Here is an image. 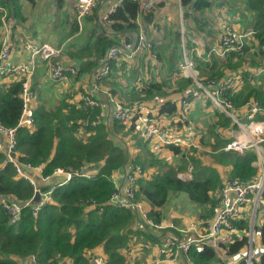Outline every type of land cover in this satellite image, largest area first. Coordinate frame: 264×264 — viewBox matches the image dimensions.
Segmentation results:
<instances>
[{"label":"trees","instance_id":"16d2710c","mask_svg":"<svg viewBox=\"0 0 264 264\" xmlns=\"http://www.w3.org/2000/svg\"><path fill=\"white\" fill-rule=\"evenodd\" d=\"M16 1L0 0V7L14 15L19 8ZM179 1L186 14L201 12L212 5L222 6V3L217 4L212 0ZM239 2L243 4L247 16L249 14L252 17L251 37L259 56L264 58V0ZM153 14V10L142 12L137 3L123 0L108 16L111 22L110 34L97 35L78 56L84 60L77 75L84 70L92 68L93 71L98 68L99 61L105 58L107 51L117 43L120 44L114 39L122 38L124 42L134 40L139 32L137 17L141 16V21L147 25L154 22ZM247 51L248 47L242 46L239 51H229L228 56L246 54ZM91 55L95 60L90 61ZM117 62L121 60L108 61L107 73H97L94 84L113 86V74L118 70ZM227 66L232 69L238 67L230 64ZM165 70L168 75H177L179 57L176 48L166 57ZM222 76L223 72L217 71L205 76L202 82H219ZM254 76L246 71L240 89H226L224 96L236 111L249 100H258L264 108V90L253 89L250 82ZM5 79L0 77V123L14 127L21 114L23 78L15 81ZM189 90H195L194 83L180 77L175 79L171 88L163 83H149L138 92L139 101L136 103L143 104L153 98L163 99L156 113L153 116L145 115L146 119L157 124L166 119L170 124L186 125L190 123L187 119L189 114L181 111L178 102ZM109 91L114 94L112 89ZM202 96L205 106L211 109L215 118L213 124L208 126V131L199 139L200 145H207L209 151L195 147L185 150L179 146H168L166 151L171 155L170 160L154 156L149 151V143L138 134L135 119L127 125L116 121L104 122L100 117L97 118L99 109H90L83 101L70 103L68 98H61L46 108L34 96L33 124L29 128L17 130L15 155L21 163L41 165L42 176L50 177L49 182L52 181V184L60 180L58 176H53L56 169L73 172V175L53 190L51 202L35 216L26 207L20 211L18 220L11 223L2 203L10 200L26 202L34 192L27 181L16 179L14 168L6 155L0 152V264H30L33 260L38 264H54L62 259H69L73 264H89L86 253L98 247L102 248L108 264H126L120 251L130 241V235L140 236L144 242L158 241L160 237L153 229L133 232L131 229L136 210L111 200L113 194L119 197L123 193L126 175L135 166L141 169L142 175L136 178L132 202L142 203L151 221L159 223L169 217L167 207L170 204L185 209V200L192 206L202 208V212L198 213L199 219L206 221L211 218L217 203V192L223 186L219 169L227 170L226 180L248 181L257 174V167L253 165L256 153L252 148L242 154L223 150L224 145L231 140L229 132L236 130L237 126L231 118L214 107L207 96ZM93 120L97 121L96 126L89 124ZM80 133L82 137L78 136ZM127 140L133 141L132 146L136 149L134 157L130 146H127ZM188 167L191 169V178L180 179L177 173L186 171ZM115 174H124V177L115 183L110 178ZM46 186L42 185V188L47 189ZM260 200L264 203V191ZM233 225L235 231L230 234L228 242L220 244V253L205 242L194 243L185 254H181L184 261L187 264H247L245 251L248 246V222L238 220ZM254 228L258 232L260 246L264 248V222ZM177 236L179 234L174 232L172 238L177 239ZM232 259L236 262L233 263ZM249 264H264V252L253 254Z\"/></svg>","mask_w":264,"mask_h":264},{"label":"crops","instance_id":"0c3cea01","mask_svg":"<svg viewBox=\"0 0 264 264\" xmlns=\"http://www.w3.org/2000/svg\"><path fill=\"white\" fill-rule=\"evenodd\" d=\"M118 1L120 0H103L92 11L90 16L81 20L87 26L85 38L83 37L84 40L81 37V33L77 35V23L75 22V19H73V9L76 0L16 1V4L19 5V8L17 7L18 12L16 13L15 10L14 15L13 12H9V19L13 24V28L8 34V41L11 49L10 62L13 64H32L33 74L30 82V90L33 92L36 100L41 101L46 108L52 106L61 98H68L70 103H78L82 101L84 95L89 94L100 103L102 111L100 120L111 122L113 121L112 111L114 104L110 100V97L115 98L120 103L131 105L139 101L138 92L147 84L163 83L171 88L174 85L175 79L178 77L183 78L179 75L180 69L178 70L177 75H168L169 73L165 70L166 57L170 55L173 48H176L177 57H179V68L182 61V55L186 51L187 55L200 70L202 78L212 75L217 71L223 72L220 81L237 74L244 76V72L246 71L251 72L252 76H254L253 73L257 68L264 67V58L259 56V51L255 47V41L251 37L252 26L250 22L252 17L249 14L247 16L243 4L239 2L240 0H212L214 2L216 1L217 4L222 3V6L212 5L210 8L198 13H187L189 14L188 16L185 11L182 10L179 0H144L151 2V10H153L155 20L152 24L146 25L141 21V16H138L136 22L138 24V30L142 31L145 37L154 43L156 59H150V56L146 52H137L132 55L129 54L127 50L123 49L125 44L134 42L136 38L134 40L130 39L127 42H124L122 38H118L119 40L114 39L120 44L117 43L110 49H117L120 51V56L117 60H121V62H117L118 70L113 74V86L94 84L96 76L98 77L97 73H101L103 68L107 65V53L110 49L107 51L105 58L99 61L98 68L93 71L92 68H90L84 70L79 75L76 74L75 77H69L65 82H54L50 80L47 75L45 62H43L38 56H31V54L23 47L26 41H30L37 45L48 44L56 50L60 49L61 53L57 59L61 61L64 66L75 65L78 70L82 60H84L78 58V56H80L86 50L87 46L92 43L93 38L97 35L107 36L110 34L109 25L111 22H105L103 16L111 10ZM59 14L63 15L65 18L64 25L58 24ZM178 27L179 29H177ZM226 27H230L231 30L242 34L248 33V35L242 40V45L233 50L239 51L242 46H246L248 47L246 54H238V56L229 57V52H227V54L221 53L219 38L221 32ZM5 31L6 29L0 25V43L6 35ZM183 34L185 36H183ZM183 37L185 42L183 41ZM166 41L167 43L164 45V42ZM162 44L163 46L168 47L167 50L161 54L160 46ZM164 54H166L165 58H161ZM89 59H91L90 61L95 60V58L92 59V55ZM228 64L232 66L238 65V67L232 69L227 66ZM5 80L15 81L17 79L7 78ZM250 82L253 89L264 90V75H255ZM241 87L242 86L237 87L236 90ZM109 89H112L114 94H112ZM199 93L201 92L198 91L196 87L195 90L191 91L193 96L191 108L201 106L204 111H210L211 118H208L207 125L209 126L213 124L215 118L211 109L204 104L203 93L201 96H198ZM250 99H252V97ZM162 100L163 99L153 98L152 100L150 99L144 102L142 104L145 106L144 115L150 114L153 116ZM240 118L243 120V114L240 115ZM245 120V122H247V117ZM160 124L170 125V122L164 119ZM205 131H201V135H204ZM235 132L237 131L231 130L229 133L235 134ZM229 137L233 139V135H230ZM126 139L127 138H125V140ZM198 142L196 141L194 147L197 146ZM262 146L264 147L263 143ZM166 148L167 147L163 148L160 155L161 158L170 160L171 155L166 151ZM5 149V140L0 135V152L5 154ZM190 170V167H188L186 171L177 173V176L182 180H189L191 178ZM219 171L221 178L222 175H227V170L224 171L219 169ZM28 173L36 178L34 172L28 171ZM183 174H186V176L181 177ZM119 175L115 174L117 180L119 179ZM57 178L60 179L59 181L62 180V176H58ZM36 180L39 186L52 184V181L42 184L39 183L38 178H36ZM118 200L126 202L124 193L120 194ZM184 204L185 209L174 204H170L167 207V210H169V217L162 219V222L172 225V227L157 231V234L160 237L159 240L172 238L174 232L179 234L177 240L196 239L207 233L211 218L206 221L199 219L198 213L202 212V208L196 205L192 206L191 204H188L186 200ZM242 216L248 221V206L244 207ZM263 222L264 203L262 210L259 211L257 215L255 212L252 219V230L249 228L250 230L248 229L249 231L247 233L248 239L250 235L253 237V245H251L252 255L264 252V248L260 246L258 232L254 228V226H260ZM248 225H250L249 221ZM147 227L148 226L144 220L137 214L132 229L134 231H147L151 229ZM233 231H235V229L232 231H226L219 239L215 240V244H212L211 242L209 243L215 245V249L220 253V244L228 242L230 234H232ZM165 232L166 234L163 235ZM142 242L144 241L141 239L139 242L138 240H135V248H130V250L133 249V256L131 258L127 257V251L122 252L126 264H147L152 258V255H156L155 253L149 254L147 251L141 250L140 245ZM254 242L257 243L256 246H254ZM101 250L102 249L98 247L91 252L92 254L101 253ZM131 252H129V254ZM232 262L235 263L236 261L233 260ZM162 264H187V262L184 261V258L181 255H179L176 260L171 262L166 261Z\"/></svg>","mask_w":264,"mask_h":264},{"label":"built area","instance_id":"2783aa9c","mask_svg":"<svg viewBox=\"0 0 264 264\" xmlns=\"http://www.w3.org/2000/svg\"><path fill=\"white\" fill-rule=\"evenodd\" d=\"M103 0H78L75 2L73 9V17L76 22H81L82 19L91 15L92 11ZM123 0L118 1L104 16L103 20L109 23L108 16L121 4ZM138 4L139 8L143 12H148L152 9L150 1L144 0H130ZM0 25L6 29L5 37L0 43V77L9 79H22L21 84V98L22 107L21 114L17 121L16 126L6 127L0 123V135L5 140L6 149L5 155L9 163L15 171L16 179L27 181L32 187L33 192L39 194V200L36 203L32 202L33 196L26 202H18L16 200H10L2 203L3 209L9 214L10 222L15 223L18 220L20 211L23 208H30L32 215H36L37 212L45 205L51 202V195L56 187L62 186L73 175V172H64L61 169H57L53 176L62 175V180L53 184H48L47 189H43L39 186V183L46 184L50 177L42 176L41 168L39 165L32 166L28 163H21L15 155L16 146V132L18 129L29 128L33 124V111L32 102L34 100V94L30 90V82L33 74L32 64L19 63L13 64L10 62V43L8 41V34L13 28V24L9 19L8 10L0 7ZM248 35L231 30L230 27L224 28L220 34L219 46L221 53L229 52L237 49L242 45V40ZM24 49L28 51L31 56H38L46 64L47 75L50 80L54 82H65L69 77H75L77 74V68L75 65L64 66L57 58L61 53V50L54 49L48 44L37 45L34 42L26 41L24 43ZM123 49L127 50L129 54H135L137 52H146L150 56V59H156V50L154 43L147 39L142 31H139L136 40L124 45ZM120 56V51L117 49H110L107 53L108 61H116ZM180 76L184 79L191 80L198 91L202 92L209 98L212 104L222 111L226 116L231 118L233 124L240 129V134L236 132L228 143L223 147L224 151H234L242 154L246 149L252 148L256 153V161L253 163L257 167V174L254 178L248 181H241L238 179L226 180L223 186L217 193V204L214 208V217L212 222L207 228V233L196 239L177 240L174 238H165L164 240L153 242H142L141 250L150 253H155L147 264H162L166 261H174L176 258L185 254L187 249L194 243L205 242L210 244L215 243V240L219 239L227 230H229L230 219H232L238 213L239 209L243 205L248 206V221L249 228L252 230V219L257 210L258 203L261 199V194L264 191V108L261 106L258 100H249L238 111H236L230 100L224 96L227 88L239 87L244 81V76L237 74L232 77H228L223 81L215 82L214 80H208L206 83L202 82L200 70L196 67L192 59L187 55L185 51L182 55V61L180 64ZM108 71L107 65L103 68L101 75H105ZM261 76L264 74V68H257L253 75ZM192 96L191 91H187L185 96L179 98V107L184 114H188L191 109V101L189 98ZM224 96V97H223ZM114 107L112 111V120L120 124L127 125L133 119L138 125L137 130L141 138L149 143L151 150L160 152L167 145L174 144L181 148L194 147L196 145L197 133L194 127L189 123L186 125L177 126L174 124L162 125L154 121L146 119L144 112L145 106L138 103L131 105L118 102L115 98L110 97ZM82 101L85 106L90 109H99L97 118L102 116L100 103L92 98L89 94L82 97ZM248 118V125L240 123V115ZM262 116L261 119L257 117ZM88 124V123H86ZM91 126H96L97 121L93 120L89 123ZM237 131V129H236ZM263 147H261V146ZM28 171L34 172L36 178L30 175ZM140 173L139 167H136L133 175H126V184L122 187L126 202L118 200L117 194H113L111 200L114 203H118L120 206H130L137 211V214L144 220V222L153 230L161 231L164 228L172 227V225L166 224L162 221L155 223L151 221L147 216V210L142 203H134L132 199L134 197L136 175ZM86 175V174H85ZM110 178L113 182H117V178L111 175ZM33 193V195H34ZM249 229V230H250ZM248 242H253L251 235ZM211 245V244H210ZM217 245V243H216ZM216 247V246H215ZM92 251V250H91ZM89 251L86 253V258L89 264H108L106 256L101 253L92 254ZM91 252V253H90ZM132 257V252L128 254ZM252 253L249 252L247 256V263H250ZM30 264H38L36 261H32ZM40 264V263H39ZM54 264H73L69 259L58 260Z\"/></svg>","mask_w":264,"mask_h":264},{"label":"rangeland","instance_id":"374dc122","mask_svg":"<svg viewBox=\"0 0 264 264\" xmlns=\"http://www.w3.org/2000/svg\"><path fill=\"white\" fill-rule=\"evenodd\" d=\"M74 19V18H73ZM76 22V21H75ZM64 23H65V18H64V16L63 15H60L59 14V16H58V24H60V25H64ZM77 23V28H76V32H77V35L79 34V33H81V37H82V39L84 40V38H85V32H86V28H87V26L85 25V23L83 22V21H81V22H76ZM182 25V24H181ZM177 29H179V27L177 28ZM181 32V31H180ZM183 36H185L184 34H183ZM84 37V38H83ZM183 41L185 42V39H184V37H183ZM167 43V41L166 42H164V45ZM167 47L168 46H163V44L160 46V53L162 54L165 50H167ZM161 58H162V56H161ZM201 94H202V92L201 93H199L198 94V96H201ZM192 103V102H191ZM194 106V105H193ZM192 109V110H191ZM190 109V111H189V116L187 117V119L190 121V123H192L191 125L195 128V130H196V133H197V142L199 141V139L203 136V135H201V131L202 132H204L205 130H206V132L208 131V118H211L210 117V115H211V112L209 111V112H207L206 110L204 111L203 110V108H201V106H198V107H194V108H191ZM245 116H244V118H243V120L242 119H240V123L241 124H243L246 120H245ZM205 127H207V128H205ZM234 132V131H233ZM237 132L240 134V129H239V127H237ZM236 133V132H235ZM230 135H234V134H230L229 133V136ZM79 137H82L83 135L80 133V135H78ZM207 140V139H206ZM127 146L129 145L130 146V148H131V153H132V157H134V153L136 152V149L132 146V143H133V141H128L127 140ZM264 144V143H263ZM261 146V145H260ZM262 147V146H261ZM191 148H192V146L191 147H184L183 149H185V150H191ZM195 148H201L200 150H205V151H209V147L207 146V145H202L201 144V147H200V145H199V142L197 143V146L195 147ZM263 148V147H262ZM149 151L151 152V153H153V155H155V156H158V157H161V155H160V153L162 152V151H160V152H156V151H154V150H151L150 149V147H149ZM179 176H180V174H179ZM183 176H186V174H183V175H181V177H183ZM226 181V176L225 175H222V182L224 183ZM262 206H263V202L260 200L259 201V203H258V206H257V210H256V215L259 213V211H261L262 210ZM146 208V207H145ZM147 210V209H146ZM136 214H137V211H136ZM184 216H185V214H184ZM256 217V216H255ZM162 221V220H161ZM148 226V225H147ZM149 227V226H148ZM150 228V227H149ZM133 232H134V230L133 229H131ZM154 231H156V230H154ZM253 232V231H252ZM248 235V234H247ZM253 238V237H252ZM135 240H138V242H139V240H140V236H136V235H130V241H127L126 242V244H125V247L120 251V252H123V251H127V254H129V252H131L132 251V254H133V249H131L130 250V248H135ZM137 242V241H136ZM133 244V245H132ZM213 244H215V243H213ZM252 245H253V242H252ZM257 245V243L256 242H254V246H256ZM210 246H212V247H214L215 248V245H210ZM102 249V248H101ZM101 252H102V250H101ZM221 252V251H220ZM103 253V252H102ZM104 254V253H103ZM245 254L247 255V253H246V251H245ZM123 255V254H122ZM127 257L128 258H131V257H129V255H127ZM133 260V259H132ZM131 260V261H132ZM247 260L248 259H246V262H247ZM248 264V263H247Z\"/></svg>","mask_w":264,"mask_h":264},{"label":"bare ground","instance_id":"6f19581e","mask_svg":"<svg viewBox=\"0 0 264 264\" xmlns=\"http://www.w3.org/2000/svg\"><path fill=\"white\" fill-rule=\"evenodd\" d=\"M76 1H78V0H76ZM245 124H247L248 125V118H247V122H245ZM168 146H176V145H174V144H170V145H167V146H165V147H168ZM40 166V168H42V166L41 165H39ZM136 167H138V166H135V167H133L131 170H130V172H128V174L129 175H133V173H134V170L136 169ZM140 169V168H139ZM57 170V169H56ZM55 170V171H56ZM142 175V172H141V169H140V173L139 174H137L136 175V178L137 177H139V176H141ZM60 176H62V175H60ZM115 176V175H114ZM63 177V176H62ZM10 190H8V192H9ZM216 200H217V197H216ZM217 204V203H216ZM245 206H247V205H243V206H241L240 207V209H239V211H238V213L236 214V216H234L232 219H230V228H229V230H227V231H232V230H234V225H233V223H234V221H238V220H245L246 221V219H244V217L242 216L243 215V210H244V207ZM213 217H214V213H213V215H212V217H211V219H210V222H209V224L212 222V220H213ZM248 222V221H247ZM209 226V225H208Z\"/></svg>","mask_w":264,"mask_h":264},{"label":"water","instance_id":"95a60500","mask_svg":"<svg viewBox=\"0 0 264 264\" xmlns=\"http://www.w3.org/2000/svg\"><path fill=\"white\" fill-rule=\"evenodd\" d=\"M124 174H126V172H125ZM124 174H120V175H119V179H120V180L123 179ZM38 200H39V194H38V193H34L33 198H32V202H33V203H36V202H38ZM251 247H252V246H251V243L248 242L247 252H246V253H247V256H248L249 252H251Z\"/></svg>","mask_w":264,"mask_h":264}]
</instances>
